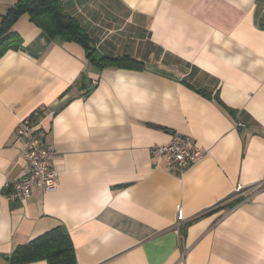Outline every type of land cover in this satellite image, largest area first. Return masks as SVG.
Instances as JSON below:
<instances>
[{
	"label": "crops",
	"instance_id": "0c3cea01",
	"mask_svg": "<svg viewBox=\"0 0 264 264\" xmlns=\"http://www.w3.org/2000/svg\"><path fill=\"white\" fill-rule=\"evenodd\" d=\"M18 1L0 2V25ZM60 1L95 56L141 65L101 67L28 14L14 24L22 49L0 59V264L59 226L77 264H264V0ZM30 114L59 187L20 203L8 195ZM175 132L209 154L171 174L150 148Z\"/></svg>",
	"mask_w": 264,
	"mask_h": 264
},
{
	"label": "trees",
	"instance_id": "16d2710c",
	"mask_svg": "<svg viewBox=\"0 0 264 264\" xmlns=\"http://www.w3.org/2000/svg\"><path fill=\"white\" fill-rule=\"evenodd\" d=\"M26 14L52 38L82 46L95 65H115L122 68L141 65L129 57L95 56L92 39L83 30L80 22L66 12L60 0H19L11 7L2 17L0 25V59L9 51L22 49V40L12 28ZM1 258L8 264H32L40 261L47 264H77L76 250L65 226L56 227L26 244L19 245L11 254L1 255Z\"/></svg>",
	"mask_w": 264,
	"mask_h": 264
},
{
	"label": "built area",
	"instance_id": "2783aa9c",
	"mask_svg": "<svg viewBox=\"0 0 264 264\" xmlns=\"http://www.w3.org/2000/svg\"><path fill=\"white\" fill-rule=\"evenodd\" d=\"M5 0H0L3 2ZM42 124L38 118L30 114L21 120L17 129V138L20 144V158L24 162L25 176L10 184L11 192L9 201L25 203L36 188H41L45 193H52L59 187V173L53 165L56 155L55 147L42 142ZM154 158L164 159L167 170L171 174L183 173L188 168L202 160L209 151L197 147L194 140L180 133H172L170 141L163 145L150 148ZM241 191V188L238 189ZM185 221L181 208H178L176 232Z\"/></svg>",
	"mask_w": 264,
	"mask_h": 264
}]
</instances>
